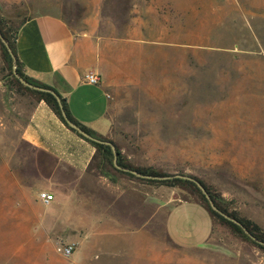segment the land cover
I'll list each match as a JSON object with an SVG mask.
<instances>
[{
	"label": "rangeland",
	"instance_id": "374dc122",
	"mask_svg": "<svg viewBox=\"0 0 264 264\" xmlns=\"http://www.w3.org/2000/svg\"><path fill=\"white\" fill-rule=\"evenodd\" d=\"M43 14L101 41L119 74L110 76L119 84L110 139L127 162L198 178L264 232V0H0V29L13 43L21 23ZM16 78L0 43V264H264V250L217 217L209 242L192 249L152 233L89 255L50 232L37 155L20 137L38 100ZM90 168L152 195L199 200L182 183L102 171L97 160Z\"/></svg>",
	"mask_w": 264,
	"mask_h": 264
},
{
	"label": "crops",
	"instance_id": "0c3cea01",
	"mask_svg": "<svg viewBox=\"0 0 264 264\" xmlns=\"http://www.w3.org/2000/svg\"><path fill=\"white\" fill-rule=\"evenodd\" d=\"M16 56L30 78L52 87L65 98L71 115L99 137L110 139L109 109L119 84L105 65L101 41L90 32L73 30L61 17L51 14L26 19L17 29ZM96 74L98 83L86 81ZM132 72L128 84L134 83ZM37 155V183L53 194L45 202L48 230L61 234L79 248L117 249L134 247L138 237L162 233L175 246H205L214 220L194 199H168L165 190L149 186L120 185L95 174L90 163L95 147L70 129L52 108L38 100L20 135ZM111 140V139H110Z\"/></svg>",
	"mask_w": 264,
	"mask_h": 264
},
{
	"label": "trees",
	"instance_id": "16d2710c",
	"mask_svg": "<svg viewBox=\"0 0 264 264\" xmlns=\"http://www.w3.org/2000/svg\"><path fill=\"white\" fill-rule=\"evenodd\" d=\"M0 36L6 41V43H5L0 38L2 51H3L4 57L6 59V62L9 66L11 74L14 76L13 66H15V68H14L15 71L18 73V75L23 77L27 82H29L33 85L39 86V87L46 88V89H48L54 93L53 94L50 91H41V90H37L34 88H30L28 86H24L28 91H30L31 93H33L36 96L37 100H44L70 129H72L74 132H76L80 137L89 141L95 147L96 151H95L94 157L92 159V162L97 160V164L101 168L102 171L108 170L107 166H109L112 169H114L120 173H124V174L134 176V177H137V176H135L133 173H131L130 170H135L141 174H150V175H156V176H164L165 175L164 173H160V172L153 170L151 167L134 166V165L130 164L129 162H127L125 160V158L121 154V151L119 150L117 145L112 140H108L107 138L97 136L91 130H89L88 128L83 126L80 122H78L71 115L65 98L61 97L58 94V92H56V90H54L52 87L45 85V84H42V83L28 77L22 71L21 64H20V62L16 56V49H15L14 42L10 43L1 29H0ZM16 81L19 84H21L17 78H16ZM57 97L59 98V101L57 100ZM62 110L64 111L66 118L68 120L72 121L73 123L77 124L81 129H83L84 131L88 132L89 134H91L95 137H98L102 140H108L115 146L116 155H117L116 156V164L118 165V167H116L113 163V152H112L111 146L109 144H106L103 142H96V141L90 140V139L82 136L75 129L71 128L67 124L66 120L63 118V116L61 114ZM92 162L90 163V166H91ZM105 175H107V174H105ZM141 179H144L150 183H161V184L162 183H164V184H166V183H170V184L182 183V184L189 186L198 195V197H199L198 201L206 207V209L208 210V212L210 213V215L212 216L213 219H214V217H217L221 221L228 223V225L235 232L241 234L242 236L249 239L254 244H256L258 247H260L261 249L264 250V232L261 231L256 225H253L249 220L240 218V217L236 216L235 214L227 211V209L223 206L224 200L219 195L215 194L203 181L199 180L198 178L193 177V180L188 179V178H183V177H171L168 179H146V178H141ZM195 181H198L203 185V187L207 191L210 199L213 201V203L218 208V210L221 211L223 214H221L218 211L211 208L208 199L202 193L200 188L196 185ZM226 217H230L232 219H235L238 223H236L232 219L230 220Z\"/></svg>",
	"mask_w": 264,
	"mask_h": 264
},
{
	"label": "water",
	"instance_id": "95a60500",
	"mask_svg": "<svg viewBox=\"0 0 264 264\" xmlns=\"http://www.w3.org/2000/svg\"><path fill=\"white\" fill-rule=\"evenodd\" d=\"M0 38L2 39V37L0 36ZM3 40V39H2ZM15 66H13V74L18 78V80L24 84L25 86H28L30 88H34V89H37V90H41V91H50L46 88H43V87H39V86H36V85H33L29 82H27L23 77H21L20 75H18V73L15 71ZM51 93H53L52 91H50ZM54 94V93H53ZM57 100L59 101V98L57 97ZM61 114L63 116V118L66 120L67 124L75 129L78 133H80L82 136L90 139V140H93V141H96V142H103V143H106V144H109L111 146V149H112V152H113V163L116 167H118V165L116 164V149H115V146L108 140H102L98 137H95L91 134H89L88 132L84 131L83 129H81L77 124L73 123L72 121L68 120L66 118V115L64 113V111L62 110L61 111ZM131 173H133L134 175L136 176H139V177H142V178H146V179H167V178H170L171 176L169 175H165V176H156V175H150V174H141L135 170H130ZM176 176H179V177H183V178H188V179H192L191 177L189 176H186V175H176ZM196 185L200 188V190L202 191V193L206 196V198L208 199L209 201V204L211 206L212 209L218 211L219 213L223 214L221 211L218 210V208L215 206V204L213 203V201L210 199L207 191L205 190V188L203 187V185L198 182V181H195ZM234 222L238 223L235 219H232Z\"/></svg>",
	"mask_w": 264,
	"mask_h": 264
},
{
	"label": "built area",
	"instance_id": "2783aa9c",
	"mask_svg": "<svg viewBox=\"0 0 264 264\" xmlns=\"http://www.w3.org/2000/svg\"><path fill=\"white\" fill-rule=\"evenodd\" d=\"M86 78V81L90 82V83H93V84H97L98 83V76L96 74H87L85 76ZM39 199H41L44 203L46 202H49L51 200H53L54 196L53 194H50L48 192H45V191H41L39 194ZM63 252V254L65 255H69L73 249H74V244L73 243H70V244H65L63 246H61L60 248Z\"/></svg>",
	"mask_w": 264,
	"mask_h": 264
}]
</instances>
